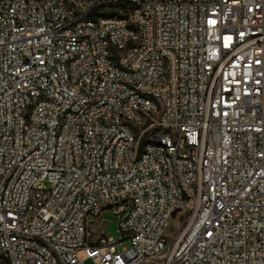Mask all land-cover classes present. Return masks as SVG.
<instances>
[{
	"label": "built area",
	"instance_id": "2783aa9c",
	"mask_svg": "<svg viewBox=\"0 0 264 264\" xmlns=\"http://www.w3.org/2000/svg\"><path fill=\"white\" fill-rule=\"evenodd\" d=\"M142 137L170 142L198 221ZM0 264H264V0H0Z\"/></svg>",
	"mask_w": 264,
	"mask_h": 264
},
{
	"label": "bare ground",
	"instance_id": "6f19581e",
	"mask_svg": "<svg viewBox=\"0 0 264 264\" xmlns=\"http://www.w3.org/2000/svg\"><path fill=\"white\" fill-rule=\"evenodd\" d=\"M95 7H102V0H93ZM87 4H79V12H86ZM104 21H121L126 22L133 34L150 35V28H157L158 18H151L150 22H143V25L138 20L137 15L123 13L118 9H106ZM84 26H92V19H84ZM106 55H113V48H106ZM157 61H163L164 64V82L172 81V72H175L176 60L171 59V55L165 53H157ZM109 67H116V71L121 74H128V65L118 63L116 59H109ZM141 93V85H131L129 87V95H139ZM143 100H150V93H143ZM136 119L140 120V125H147V114L144 111H136ZM152 119H159V112H152ZM127 140L140 142V135L127 133ZM141 146H150L154 149H163V159L165 168H169L171 172V184H175L177 196L184 202L183 213H191V221H198V211L194 207H198V196H194L189 188L182 181V169L177 164V155L170 150V142L157 140L154 137H142ZM186 164L189 166L198 165V157L195 153L186 154ZM171 223L166 226V233L171 227ZM181 229L188 228V217H181Z\"/></svg>",
	"mask_w": 264,
	"mask_h": 264
},
{
	"label": "rangeland",
	"instance_id": "374dc122",
	"mask_svg": "<svg viewBox=\"0 0 264 264\" xmlns=\"http://www.w3.org/2000/svg\"><path fill=\"white\" fill-rule=\"evenodd\" d=\"M101 220L105 221V228L107 230V236L109 239H112L113 241H119L120 235H119V223L118 219L115 215H113L111 212H105L101 216ZM182 228V224H180V229ZM178 223L172 222L171 227L168 229L166 234H171V237H169V241L172 243L174 239L178 236Z\"/></svg>",
	"mask_w": 264,
	"mask_h": 264
}]
</instances>
